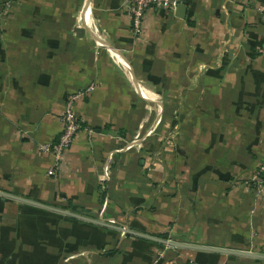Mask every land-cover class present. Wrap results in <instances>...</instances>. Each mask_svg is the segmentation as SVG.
Masks as SVG:
<instances>
[{"label": "crops", "instance_id": "0c3cea01", "mask_svg": "<svg viewBox=\"0 0 264 264\" xmlns=\"http://www.w3.org/2000/svg\"><path fill=\"white\" fill-rule=\"evenodd\" d=\"M180 4L0 0V264H264V0Z\"/></svg>", "mask_w": 264, "mask_h": 264}, {"label": "built area", "instance_id": "2783aa9c", "mask_svg": "<svg viewBox=\"0 0 264 264\" xmlns=\"http://www.w3.org/2000/svg\"><path fill=\"white\" fill-rule=\"evenodd\" d=\"M181 3V0H125L127 10L133 17L134 29L140 35L144 30L146 12L154 7L163 9H173ZM95 88V83H91L82 90L68 95L65 109L62 114V131L58 139L51 143L40 145V150L49 152L53 157V162L49 167L48 174L56 175L62 167L63 157L70 149L82 128L83 119L76 113V103L88 96ZM102 181L111 179V163L108 161L102 167ZM253 180L259 193L264 195V159L257 167ZM167 246H169L167 244Z\"/></svg>", "mask_w": 264, "mask_h": 264}, {"label": "water", "instance_id": "95a60500", "mask_svg": "<svg viewBox=\"0 0 264 264\" xmlns=\"http://www.w3.org/2000/svg\"><path fill=\"white\" fill-rule=\"evenodd\" d=\"M186 6L184 4H180L178 6V10L180 9H185ZM43 206V205H42ZM55 210H59V211H62L66 214H72L71 212L69 211H65V210H60V209H57V208H53ZM85 219H88V220H91L87 217H83ZM94 222H97V223H101V224H106V225H110V226H113V227H116L124 232H131L133 234H136V235H140V236H145V237H148V238H151V239H154V240H158V241H161L165 244H168V245H172V246H177V247H189V246H193V245H189V244H186V243H181V242H178V241H174V240H171V239H162V238H158V237H154V236H151V235H148V234H144V233H140V232H135L131 229H129L128 227H125V226H121V225H113V224H109V223H106V222H103V221H100V220H92ZM194 247H202V246H194ZM218 250V249H216ZM236 253H242V254H246V255H253V256H260V257H264V255H261V254H254V253H248V252H242V251H234Z\"/></svg>", "mask_w": 264, "mask_h": 264}]
</instances>
